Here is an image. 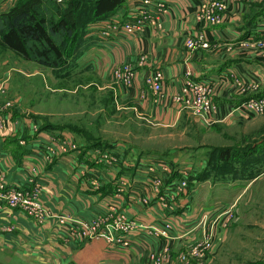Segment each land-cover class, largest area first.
Instances as JSON below:
<instances>
[{"label":"rangeland","instance_id":"obj_1","mask_svg":"<svg viewBox=\"0 0 264 264\" xmlns=\"http://www.w3.org/2000/svg\"><path fill=\"white\" fill-rule=\"evenodd\" d=\"M130 1L133 0H126V3ZM228 1L239 7L234 11L236 23L234 25L227 23L230 24V28L226 25L224 30L226 44L216 48L218 50L225 48L227 55L217 54L215 60L219 65L229 60L235 45L238 55L243 56V59L239 58L240 60L253 58L248 63H254L256 59H260L264 67V0H197L194 6L197 23L200 27L215 25L207 20V10L216 3H220L224 8L220 13V21L216 24L223 23ZM16 2L17 0H0V9L4 12L8 11ZM165 7L166 9L158 11L146 23L149 22L148 24L162 29L165 25L164 17L169 11L167 4ZM111 24L113 23L108 22V25ZM119 27L124 32L123 35L129 36L138 32V30L126 32L123 25L117 28ZM203 31L211 44L212 39L208 32L205 29ZM105 34H108L107 29ZM211 48L212 46L209 45L201 50H211ZM131 64L128 61L116 64L110 70L111 74L109 71L103 72L105 70L103 68L102 70L97 68V71L93 67L86 68L84 65L82 66L84 68L74 66L69 71L56 75L51 68L23 60L11 50L0 48V128L6 129L9 121H13L11 113L16 110V106H24L26 109L21 112L26 115L25 119L31 121L35 134L45 136L39 147V158L47 164L54 163L61 155L76 151L84 153L88 151L92 163L109 164L113 167L111 169L117 172L129 166L130 160L134 165H143L142 161L152 159L140 170V173L145 170L151 177L152 186H147V193L138 194L139 200L146 205H149L154 198L167 206L165 189L172 190L171 194H168L171 199L185 191L189 188L190 182L195 180L191 174L194 173L192 169L200 167L203 161H206V166L201 172L209 168L211 173L224 181L242 177L245 180L264 171V110L259 112L245 106L241 107L246 102L264 98V69L259 74L253 72L247 82V78L240 76L233 62L228 66L227 63H223L221 70L227 71L226 75L210 81L215 91L213 100L217 105L212 117L201 114L196 107L184 106L182 109L184 113L179 117L178 123L167 125L142 111L137 104L138 100L122 98L118 94L113 82L130 88L136 77L130 86L123 85L116 79V70ZM186 73L184 82L187 77L203 81L197 79L191 69ZM224 84H227L225 86L227 90L231 88L234 92L225 97V101L231 105L232 115L218 121L216 114L220 106L215 98ZM144 97L149 100L141 98L142 103L158 101L151 89H147ZM13 115L17 116V113L14 112ZM89 160L87 158V161ZM229 163L233 165L227 167ZM94 169L99 170L90 167L85 170L84 176L87 177L92 190L101 191L104 184L102 172L98 176L91 175L90 171ZM38 172L32 167L29 174H26V182L18 185L10 184L5 169L0 168V174L5 178L6 183L23 188L29 186L31 195L36 198L34 203L41 202L46 212L51 214L44 220L34 221L44 224L48 220L55 219L67 228L65 237L70 238L69 240L76 239L75 241L82 243L103 238L111 243L117 230L132 232L145 228L155 235H169L171 225L166 234H163L161 232L164 231L165 224L140 223L121 211L115 204H109L107 209L90 220L55 212L41 196L47 187V182ZM125 190L124 187L119 186L111 193L124 196ZM247 201L250 204H247ZM241 202L245 203L241 209V213L245 214L242 220L240 217L238 219L239 215L236 214L235 202L232 207L225 208L223 220L220 221L223 227L230 226L229 221L232 219L242 222L234 237L222 248L223 256L214 254V251L203 250L202 245H196L195 249L192 247V252L186 255L191 256V259L195 258L193 260L196 263L199 261V264H208L210 261L212 264H253L258 259H262L264 257V177L258 180L255 188L247 197H243ZM8 207L20 209V207ZM219 215L220 213L217 215L218 219L219 217L222 219ZM226 218L228 220L224 222ZM92 224L97 225L96 232L89 231ZM3 227L11 228L10 230L13 228L12 225ZM79 227H82V236L76 233L73 235ZM98 230L102 234L97 235ZM163 256L162 251H150L146 257V264H161ZM184 261L187 262V259ZM45 262L42 257L27 256L6 248L0 250V264Z\"/></svg>","mask_w":264,"mask_h":264},{"label":"crops","instance_id":"obj_2","mask_svg":"<svg viewBox=\"0 0 264 264\" xmlns=\"http://www.w3.org/2000/svg\"><path fill=\"white\" fill-rule=\"evenodd\" d=\"M163 1L169 11L164 17L165 25L162 29L148 24L149 22L142 30L129 36L123 35L120 27L116 29V25L121 26L137 9L135 0L127 2L125 8L110 16L108 20L93 24L90 33L99 38L77 59L76 66L85 65L86 68L93 67L97 71L103 68V72L109 71L111 74L110 70L114 65L125 61L132 63L136 70L134 84L128 88L113 82L118 94L122 98L138 100L139 108L150 117L172 125L178 123L179 117L184 113V104L177 97L188 69L193 71L197 79L212 81L226 75L227 71L221 70L223 63L228 66L233 62L240 76L247 78L249 82L253 72L259 74L264 67L260 59H256L254 63H248L253 58L240 60L243 56L238 55L235 45L229 60L222 65L215 60L217 54L227 55L225 48H216L226 44V25L230 28V24L236 23L234 11L239 7L235 3L228 1L223 23L200 27L195 17L194 6L197 0ZM1 11L3 10L0 9ZM108 22L113 24L108 25ZM105 29L108 34H105ZM203 29L212 39L211 50H188L186 38ZM157 70H161L165 76L161 96L156 103H142L141 98L148 99L144 97L149 89L145 78ZM225 86L227 84L219 89L215 98L220 106L216 114L218 121L232 115L231 105L225 101V97L234 92L231 88H228V91ZM15 108L13 113L16 112L17 116L11 113L13 121H9L6 129L0 128V168L5 169L10 184H24L26 174L34 167L47 182L41 196L55 212L90 220L107 209L109 204H115L140 223L164 225L169 222L172 226L168 236L152 234L146 228L129 231L124 237L128 240V245L108 243L103 238L79 243L65 237L67 228L55 219L38 224L21 209L6 205L0 208V248L19 251L27 256L42 257L43 262L46 261L43 264H146L150 251L164 253L161 264H199V261L196 263L193 260L195 258L191 259V256L186 255L191 253L192 247L195 249L196 245H202L203 250L214 251V254L223 256L222 248L234 237L241 226L240 220L245 216L241 213L245 204L241 202L242 198L247 197L258 180L264 177L263 171L245 180L242 177L224 181L209 171V175L200 179L199 174L206 166V161H203L200 167L192 169L194 173L191 174L195 180L190 182L185 191L171 199L168 194H171L172 190L165 189L167 206L154 198L146 205L139 200L138 194L147 193V186H152L151 177L145 170L143 173H140V170L152 159H145L142 161L143 165H134L130 160L129 166L115 172L109 164L92 163L88 151H76L61 155L54 163L47 164L39 158V147L45 136L35 134L31 121L25 119L26 115L21 112L26 109L24 106ZM86 157L91 160L87 161ZM134 158L136 159L135 156ZM90 167L99 169L90 171L91 175L98 176L102 172L104 184L101 191L92 190L87 177L84 176L85 170ZM119 186L126 189L124 196L111 193ZM129 192L131 193L128 194ZM234 203L240 220L232 219L229 221L230 226H221L225 208L232 207ZM246 203L250 204L248 201ZM218 212L222 219H218ZM227 220L228 218L224 222ZM6 225H12V230L3 227ZM184 259H187V262ZM253 264H264V257Z\"/></svg>","mask_w":264,"mask_h":264},{"label":"trees","instance_id":"obj_3","mask_svg":"<svg viewBox=\"0 0 264 264\" xmlns=\"http://www.w3.org/2000/svg\"><path fill=\"white\" fill-rule=\"evenodd\" d=\"M125 5L126 0H17L0 12V48L60 75L99 38L90 33L91 26ZM207 175L209 168L199 178Z\"/></svg>","mask_w":264,"mask_h":264},{"label":"built area","instance_id":"obj_4","mask_svg":"<svg viewBox=\"0 0 264 264\" xmlns=\"http://www.w3.org/2000/svg\"><path fill=\"white\" fill-rule=\"evenodd\" d=\"M136 8L134 13L129 16L126 22H123V28L126 32H133L143 28L145 23L150 20V17L155 16L158 11L166 9V2L160 0H135ZM224 10L223 5L216 3L212 5L207 10V20L216 24L220 21L221 10ZM119 25H116L117 28ZM187 49L191 51H197L207 48L210 44L205 37L203 30L198 31L195 35H190L186 38L185 41ZM188 72V71H187ZM187 74V73H186ZM116 79L119 83L123 85L130 86L136 76V70L132 65H125L124 68H118L116 70ZM164 73L162 71H155L149 74L145 78V84L151 90H153L155 96L159 99L163 91L164 85ZM215 94L214 89L212 88L210 81H197L191 77H187L181 92L177 97L178 100L182 101L184 106L187 108H198L199 112L204 115L212 117L214 111L217 110V105L213 100ZM245 106L250 110H255L262 112L264 110V98L254 99L253 101L244 103L241 107ZM35 196L31 195L28 187H16L14 185H9L5 182V178L0 174V208L2 206L8 205L11 207H20L21 210L26 212L34 220H44L46 217H49L51 214L46 212V208L41 205V202L34 203ZM54 216V215H52ZM90 225V224H89ZM97 225L92 224L89 227V231H95ZM170 227L169 223H165V229L163 234H166L167 229ZM9 230L11 228H8ZM77 231V232H76ZM76 231L73 232V235L79 234L82 236V227H79ZM150 231V230H149ZM123 232H129L127 230L121 231L117 230L115 237L111 240L116 244L128 245L129 242L122 234ZM151 232V231H150ZM152 233V232H151ZM102 234L98 230L97 235ZM75 239V238H74ZM76 240V239H75Z\"/></svg>","mask_w":264,"mask_h":264},{"label":"bare ground","instance_id":"obj_5","mask_svg":"<svg viewBox=\"0 0 264 264\" xmlns=\"http://www.w3.org/2000/svg\"><path fill=\"white\" fill-rule=\"evenodd\" d=\"M15 229V228H14Z\"/></svg>","mask_w":264,"mask_h":264}]
</instances>
